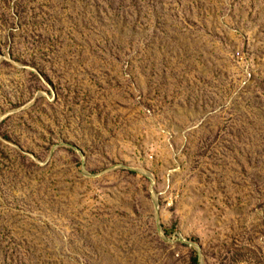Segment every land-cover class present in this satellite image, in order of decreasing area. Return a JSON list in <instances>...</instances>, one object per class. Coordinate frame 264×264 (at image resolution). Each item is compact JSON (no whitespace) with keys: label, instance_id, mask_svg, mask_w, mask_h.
Segmentation results:
<instances>
[{"label":"rangeland","instance_id":"obj_1","mask_svg":"<svg viewBox=\"0 0 264 264\" xmlns=\"http://www.w3.org/2000/svg\"><path fill=\"white\" fill-rule=\"evenodd\" d=\"M0 264H264V0H0Z\"/></svg>","mask_w":264,"mask_h":264}]
</instances>
